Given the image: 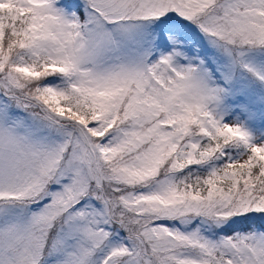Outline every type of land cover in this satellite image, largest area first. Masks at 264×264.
I'll return each instance as SVG.
<instances>
[{
    "label": "snow or ice",
    "instance_id": "1",
    "mask_svg": "<svg viewBox=\"0 0 264 264\" xmlns=\"http://www.w3.org/2000/svg\"><path fill=\"white\" fill-rule=\"evenodd\" d=\"M257 53L264 0H0V264H264Z\"/></svg>",
    "mask_w": 264,
    "mask_h": 264
},
{
    "label": "rangeland",
    "instance_id": "2",
    "mask_svg": "<svg viewBox=\"0 0 264 264\" xmlns=\"http://www.w3.org/2000/svg\"><path fill=\"white\" fill-rule=\"evenodd\" d=\"M252 63L254 65V67L258 68V69H264V53H257L252 57ZM252 84V87L259 91L261 88V85H259L256 82H253L252 80L249 81ZM255 135V133H254Z\"/></svg>",
    "mask_w": 264,
    "mask_h": 264
}]
</instances>
